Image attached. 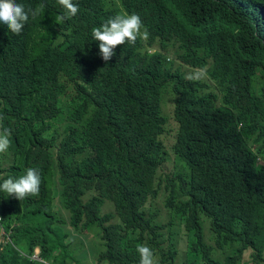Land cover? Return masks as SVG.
Here are the masks:
<instances>
[{
  "label": "trees",
  "instance_id": "16d2710c",
  "mask_svg": "<svg viewBox=\"0 0 264 264\" xmlns=\"http://www.w3.org/2000/svg\"><path fill=\"white\" fill-rule=\"evenodd\" d=\"M120 1L143 14L155 35L212 54L221 95L201 94L202 79L137 47L100 66L92 30ZM17 2L25 9L42 6L22 34L0 28V116L20 154L12 164L0 160V184L29 167L41 176L39 194L23 201L0 191L5 223L22 214L43 219L41 227L16 226L19 249L40 244L42 256L53 259L48 231L62 210L69 218L95 210L106 226L105 256L112 264L117 238L125 234L119 264H136L134 246L145 241L154 250L164 243L165 264H264V0H80L77 15L60 24L55 19L65 9L57 0ZM169 87L178 94L173 117L185 135L177 150L193 169L189 196L170 194L187 214L184 232L170 221L160 224L147 209L136 214L132 205L144 206L163 190L157 169L167 118L160 100ZM239 123L253 143L233 154ZM56 180L63 186L59 199ZM19 249L3 248L0 264H43Z\"/></svg>",
  "mask_w": 264,
  "mask_h": 264
},
{
  "label": "clouds",
  "instance_id": "9594fccd",
  "mask_svg": "<svg viewBox=\"0 0 264 264\" xmlns=\"http://www.w3.org/2000/svg\"><path fill=\"white\" fill-rule=\"evenodd\" d=\"M58 4L62 9H65V12L61 13L56 17L55 22L60 24L65 19H69L77 15L80 7V0H57ZM122 13H118L117 11L111 12L109 17L106 19V23L102 24L100 27L93 28L92 30V46L96 50L100 49V56L98 60V64L100 66H105L111 63L117 56V54L129 47H137V50L148 56H160L163 58L165 66L167 67V62L172 63L174 68H178L175 66L176 60H179L182 65L185 64L189 66L195 72L204 71L205 76L196 77L202 79L201 85L202 90L201 94H218L220 93L219 83L216 80L217 77V62L215 57L210 54L205 48H195L188 47L186 45L181 44L172 36H159L155 35L147 23V20L143 14L139 13H131L126 8L122 7L121 1L119 6ZM42 10L41 7H37L36 9H32L29 7L25 9L23 4L17 2V0H0V28L3 32L12 35L22 34L26 27V22L29 20V16H37L40 14ZM116 10V9H115ZM264 10V9H263ZM262 10V11H263ZM264 12V11H263ZM141 40L142 42H140ZM165 40H170L174 46L175 53L179 51L182 56L185 58V63L183 60L179 59L178 56L167 52L165 49L167 44ZM99 42V44H98ZM185 50V52H183ZM173 55L174 60H171L169 55ZM212 59L213 64L211 66L208 65V60ZM168 68V67H167ZM182 68V67H181ZM180 69V68H179ZM187 76L189 75L183 69H180ZM214 83V89L211 88L210 83ZM256 88H259V85H255ZM169 93L164 97H161L162 110L166 114L164 110V101L166 98L171 96L173 109L172 112H176L177 106V97L178 94L174 90L173 87H169L167 89ZM259 115L261 113L259 112ZM165 116V115H164ZM166 118L168 121V116L166 114ZM174 120L177 122L175 117ZM3 116H0V160L2 162H10L11 164L15 160L17 156H19V152H17V146L15 141L11 140V130L5 128L2 125ZM243 123L238 124V137L235 140H232L230 143V150L233 154H237L240 151L245 149L246 141L250 144L253 143V140L248 139L243 133H241V128ZM180 127V126H179ZM166 129V127H165ZM165 132V131H164ZM163 132V133H164ZM162 133V134H163ZM185 139V135L181 134L180 138L177 142L172 146V151L174 153V167L171 172L164 174L162 176L159 172L165 165V163L170 159V153L166 146L164 145L165 154L161 160V165L157 169V176L163 178L161 180L162 186L163 182L165 185L163 186V190L165 191L164 196V206L168 210V220L164 221L161 218V215L158 210L154 208V201L158 199L161 195L162 191H158L156 197L152 195L145 202L143 206V202L140 204L139 209H135L136 214H140L142 209H147L150 212L156 214L157 220L160 224L169 222V225L172 224L177 229H180L184 232L185 221L187 214L184 212H180L179 208H177L171 199V192L174 190H181L186 195L187 193V185L192 178V166L187 161L185 157L180 155L178 152V146ZM164 144V143H163ZM9 148L12 150L14 157L9 158L2 154L6 153ZM184 161L185 165L189 167V173H185L188 177L185 179V175L182 174L178 169L177 161ZM133 172V171H132ZM135 180L138 179L136 175ZM41 185V176L39 171L35 168L29 167L25 174L19 176L18 178L9 177L0 184V191L7 193L8 196H15L16 199L23 201L25 198L29 196H35L39 194ZM56 195L54 199H59L62 197V189L63 186L58 183V180L55 182ZM101 198L105 201H108L109 196H107L104 192H99ZM169 197V200L165 201V197ZM189 196V195H188ZM108 198V199H107ZM136 202L133 201L132 205ZM106 207L111 209V205L108 204L104 207V211ZM109 209V210H110ZM64 213V217L62 221L53 222V230L54 232L48 231L49 236V246L54 247L51 251L53 255V259H47L42 256L43 248L40 244H35L32 249H19L17 244L15 243L14 233L15 228L19 224H27L30 227H41L43 223V219L41 216L31 215L25 216L26 214H22L13 219L11 223H5L3 214L0 210V252L3 248L11 245L20 250V254L30 257L32 260L39 261L43 264H77L76 259L70 255L71 249L75 253H80L85 258V254L88 255L92 260L90 264H97L102 259H106L109 264L111 263V259L105 256L107 252L106 242L104 239L105 236V225L102 223L101 218L99 216L100 212L98 211H85L82 214H78L77 216H73L71 218L68 217V214L65 210H62ZM118 218V214L115 215L111 219ZM168 234V228L166 235ZM127 243V235H120L117 238L115 243V247L113 248V258L115 257L117 264H119L121 255L123 250L126 248ZM158 248L154 250L150 243L147 241L142 244L135 245L138 252V261L136 264H165L162 261L164 250ZM182 246V245H181ZM180 246V247H181ZM94 250L95 255L91 256V250ZM31 253V254H27ZM155 255H159L161 258V262L158 263Z\"/></svg>",
  "mask_w": 264,
  "mask_h": 264
},
{
  "label": "rangeland",
  "instance_id": "374dc122",
  "mask_svg": "<svg viewBox=\"0 0 264 264\" xmlns=\"http://www.w3.org/2000/svg\"><path fill=\"white\" fill-rule=\"evenodd\" d=\"M113 8L116 9V11L118 13H120V14L122 13V11L120 10L121 7L115 6ZM165 43L167 44V47L165 50L167 52H170V53L175 54L177 56V54L175 53V49H174L172 42L170 40H165ZM183 52H185V50H183ZM169 57L171 58V60H174L173 55L170 54ZM212 64H213L212 59H209L208 65L211 66ZM175 66L180 68V69H183L189 75L196 76V77L205 76L204 71L195 72L189 66H187L185 64L182 65V63L179 60H176ZM210 86L212 89H214V87H215L214 83H212V82L210 83ZM163 106H164V110L168 116V121L166 123L165 132L159 136V139L164 143V145L168 149V151L170 153V159L165 163V165L163 166V168L159 172L162 176H164V174H166V173L171 172V170L174 167V158L175 157H174V153L172 151V146L177 142V140L180 138V136L182 134L180 127H179V124L176 123V121L173 118V112H172L173 104H172L171 96L169 98L168 97L166 98ZM166 114L163 112V115L166 116ZM2 155L9 157V158L14 157L13 152L10 148L6 153H4ZM177 164H178V169L182 174L185 175V173H189V171H190L189 167L185 165L184 161H180L178 159ZM187 178L188 177L185 175V179H187ZM164 185H165V182H163V186ZM164 196H165V191L162 190L160 197L158 199H156V201H154V208L159 211L161 218L164 221H167L169 216H168V210L164 206V202H163ZM134 207H135V209H139V207H140L139 202H135ZM109 209H110L109 207L105 208V210H109ZM61 220H63V217L61 218ZM60 223L62 224V221ZM69 250H70V255H72L76 259L77 264H90V262L92 260L90 257H87V259H83L82 254L75 253L71 249H69ZM249 254H250L249 250L245 252L244 258L246 260H250ZM155 257L157 258L158 263L161 262V258L159 255H155ZM97 264H109V263L106 259H102L99 262H97Z\"/></svg>",
  "mask_w": 264,
  "mask_h": 264
}]
</instances>
